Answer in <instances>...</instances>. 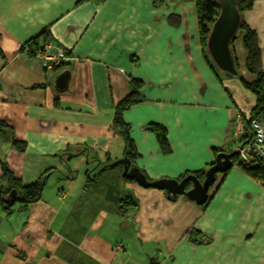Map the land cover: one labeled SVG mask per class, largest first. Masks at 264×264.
I'll return each instance as SVG.
<instances>
[{"label": "crops", "instance_id": "crops-1", "mask_svg": "<svg viewBox=\"0 0 264 264\" xmlns=\"http://www.w3.org/2000/svg\"><path fill=\"white\" fill-rule=\"evenodd\" d=\"M80 2L0 0V121L27 144L19 153L4 142L0 177L1 163L24 185L52 171L41 201L11 217L0 210V264H264V183L239 167L218 178L208 207L125 182L117 167L87 184L90 167L125 156L113 119L133 81L142 101L123 120L136 166L151 181L178 180L213 164L214 149L232 151V117L248 114L254 99L208 66L194 0ZM244 21L258 34L264 65V0H254ZM44 31L70 55L52 71L21 52ZM235 48L240 74L251 81L241 40ZM67 72L60 92L56 80ZM150 124L166 129L169 155L146 130ZM126 195L138 208L120 214Z\"/></svg>", "mask_w": 264, "mask_h": 264}, {"label": "trees", "instance_id": "trees-1", "mask_svg": "<svg viewBox=\"0 0 264 264\" xmlns=\"http://www.w3.org/2000/svg\"><path fill=\"white\" fill-rule=\"evenodd\" d=\"M88 0H81L80 3L87 2ZM197 14H198V26H199V34H200V43L202 48V54L208 64V66L215 72L219 73L222 72L219 70L213 61L211 60L207 48L206 43L209 36V32L212 26L213 21L217 18L219 14V7L217 5L216 0H194ZM254 7V0H241L240 4L238 6V10L240 14L242 15V24L241 28L236 35V37L232 40L230 43V48L233 51L234 56V63L239 71V75L237 78H239L241 84L243 85L244 89L249 92L254 99V104L248 115L245 116V121L247 122V132L249 135L247 137H252V133L250 130V123L254 119H264V65H263V59H262V49L260 47V41L258 34L255 30L250 28L246 22L244 21V14L247 11L252 10ZM170 24L173 27L179 26V19L174 16L170 19ZM49 40V34L48 31H44L40 36L37 38L32 39L31 41L27 42L23 45L21 48V52L28 51V54L30 57H35L37 52L41 50L44 43ZM242 41L243 44V50L246 53V59L244 62V69L246 72L251 75L253 78L251 81L245 80L241 74L240 69L242 68L241 63L239 62V58L236 52V44L238 41ZM0 57H2V53L0 51ZM219 71V72H218ZM226 77L231 78L235 76H230L222 72ZM133 93L127 96L123 101H121L117 106L115 107V115L113 119V128L115 130V133L120 136V138L123 140L125 144V156L128 160H130L132 166H136V161L139 158V154L135 148L134 142L131 138V128L128 124H126L123 120V115L126 111L130 110L133 106L141 103L142 99L139 95V89L141 86V83L139 81H133ZM146 130L150 133H153L155 137L157 138V141L159 143L160 149L164 155H169L171 152V148L168 142L167 132L166 129L163 126L150 124ZM2 142H9L12 144V146L19 152L24 153L27 150V144L25 142L18 141L14 139V132L13 129L7 125L5 122L0 121V143ZM85 149V148H84ZM84 150H80V152H83ZM215 154V161L216 157L221 153H231L232 151H229L225 148L222 149H214L213 150ZM68 154V153H64ZM214 161V163H215ZM66 163H69L68 159L65 160ZM213 163V164H214ZM91 164V162H89ZM213 164H211L207 169H209ZM233 167H239L241 168L245 174L253 179L254 181L258 183H264V165L263 163L256 159L252 160L248 165H245L243 163H239L238 157L233 159ZM108 165V164H107ZM119 176L124 180L125 182L132 183L135 182L134 180L126 179L122 176L123 173V167L118 166ZM97 170H92L91 167L86 170L85 176H86V182L87 184L91 183H98L99 180H101V177H105L106 173L110 171L109 168L106 167V165H103L102 167L96 168ZM100 169H103L101 174H97V171ZM207 169H204L202 171H198L193 173L196 177H198L201 181L205 178V173ZM52 171L47 172L45 175H43L41 178H39L37 181L33 182L29 185H24L20 180H18L15 175L12 173L10 168L5 164L1 163V177H0V210H2L8 217L13 216L14 214H21L25 210H28V207L31 204L38 203L42 200V196L44 193V190L46 188V182L49 174ZM74 172V171H73ZM142 174H144L148 181L151 182V180L147 177V175L141 171ZM229 171L222 175H217V180L215 184L210 188L213 189L221 186L220 181H218V178L222 176V180L227 176ZM190 175V174H189ZM188 174L184 175L183 177L179 178L178 181L180 182L183 180ZM221 180V181H222ZM191 186L187 187V190L190 189ZM17 191L16 201L13 205H7L5 203V200L8 198L9 194L12 191ZM209 190V193H210ZM213 197L210 195L208 202L203 205V207H208L211 203ZM119 207L118 212L120 214L127 213L130 210H136L138 208L137 200L130 196L126 195L124 197H121L119 200ZM16 203H20V206L18 208L15 207ZM200 233H198L195 229H191L188 232L190 240L194 243H198L199 240L196 238L199 236Z\"/></svg>", "mask_w": 264, "mask_h": 264}, {"label": "water", "instance_id": "water-1", "mask_svg": "<svg viewBox=\"0 0 264 264\" xmlns=\"http://www.w3.org/2000/svg\"><path fill=\"white\" fill-rule=\"evenodd\" d=\"M219 7V14L213 21L206 43L207 52L215 66L227 75L237 77L239 71L234 63L233 51L230 43L238 34L242 15L238 10L241 0H216ZM70 80V73H65L57 78L56 89L63 92L67 89ZM238 155V151L231 153H221L216 157L215 163L207 169L205 178L201 181L193 174L186 176L180 182L177 179H161L148 181L137 166H132L126 157L116 160L106 165L109 169L118 166L123 167L122 176L126 179L134 180L142 188L158 189L167 193L168 199L176 200L180 196L187 197L199 206L205 205L209 200V190L215 184L217 175H222L230 171L234 164L233 159ZM103 169L97 171L101 174ZM191 186L189 190L187 187ZM17 191H12L5 200L7 205H13L16 201Z\"/></svg>", "mask_w": 264, "mask_h": 264}, {"label": "built area", "instance_id": "built-area-1", "mask_svg": "<svg viewBox=\"0 0 264 264\" xmlns=\"http://www.w3.org/2000/svg\"><path fill=\"white\" fill-rule=\"evenodd\" d=\"M40 65L47 71H52L67 64L70 55L62 47H57L51 39L47 40L37 52ZM246 116V114H245ZM243 113L237 111L232 119V143L237 144L238 161L248 165L252 160H260L264 165V119H254L250 123L252 137H247V122ZM234 151V150H233Z\"/></svg>", "mask_w": 264, "mask_h": 264}, {"label": "rangeland", "instance_id": "rangeland-1", "mask_svg": "<svg viewBox=\"0 0 264 264\" xmlns=\"http://www.w3.org/2000/svg\"><path fill=\"white\" fill-rule=\"evenodd\" d=\"M218 72H219V71H218ZM220 74L222 75V76H221V79L224 80L226 76H225L222 72H219V75H220ZM231 78H233L234 80L238 81V82H237L238 87H239V85H240V88H241V89H244V87H243V85L241 84L239 78H237V77H231ZM244 90H245V89H244ZM233 93H234V92H233ZM248 93H249V92H248ZM249 94H250V93H249ZM250 96H252V95L250 94ZM252 97H253V96H252ZM248 112H249V111H248ZM244 114L248 115L247 112H245ZM5 144H6V143H4V142L0 143V148L3 147ZM231 146H232V150L235 151V150L237 149V144L231 143ZM82 173H83V172H82ZM83 177H84V174L80 175V180H81V181L83 180ZM211 190H212V189H211ZM211 190H210V192H211ZM19 206H20V203H16L15 207L18 208Z\"/></svg>", "mask_w": 264, "mask_h": 264}]
</instances>
